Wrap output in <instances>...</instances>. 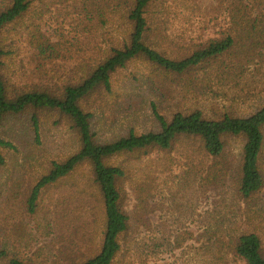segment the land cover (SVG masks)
<instances>
[{
    "label": "trees",
    "instance_id": "trees-1",
    "mask_svg": "<svg viewBox=\"0 0 264 264\" xmlns=\"http://www.w3.org/2000/svg\"><path fill=\"white\" fill-rule=\"evenodd\" d=\"M49 10L46 0H0V174L11 157L37 167L23 201L38 226L51 209H44L46 196L54 192L62 191L79 206L93 203V232L72 248L63 246L65 259L125 264L127 252L126 264H152L157 255L183 248L181 233H163L157 244L153 235L140 242L131 235L150 226L149 198L160 179L152 158L158 154L163 171L181 165L190 186L201 177L204 192L232 173V186L222 192L225 209L213 213L202 233L186 232L194 243L185 247L195 251L182 252L181 264H225L231 257L264 264V86L250 81L256 52L245 50L257 44L243 36L257 28L256 40L263 42L255 9L236 0L233 24L223 36L196 42L192 34L166 37L169 6L162 0H85L95 43L77 55L62 51L61 43L43 33L41 21ZM62 42H68L65 34ZM24 43L33 49L27 57ZM169 80L176 87L166 90ZM214 85L218 106L209 107ZM166 91L177 98V110L164 107ZM101 96L139 97L141 108L120 128L106 130L92 105ZM136 171L145 181L137 187L140 203L130 214L126 183ZM73 211L55 212V227ZM0 264L33 262L6 243L0 246Z\"/></svg>",
    "mask_w": 264,
    "mask_h": 264
},
{
    "label": "rangeland",
    "instance_id": "rangeland-1",
    "mask_svg": "<svg viewBox=\"0 0 264 264\" xmlns=\"http://www.w3.org/2000/svg\"><path fill=\"white\" fill-rule=\"evenodd\" d=\"M46 1L50 10L42 18V30L55 44L61 43L62 51L77 55L80 48L85 50V45L91 46L92 43H95L91 37L90 23L92 22L88 21V17L84 15L85 0ZM162 1L163 5L167 3L169 6V10L166 11L170 17L167 38H171L173 34H177L181 38H184L185 34L187 36L192 34L196 42H203L223 36V33L233 24L231 12L233 11L232 5L236 0H184L182 3L177 0ZM258 2L261 0H245L248 7L255 9L254 17H259V27L264 28V2L261 4ZM251 4H256V6L253 7ZM256 31L257 28L251 30L250 33L243 32L245 39L257 44L245 51L250 55L256 52L249 66L250 71H252L250 81L264 86V39L261 44H258ZM63 34L68 38L67 43L62 42ZM97 42L102 45L100 39ZM175 47L177 46L168 48L174 54H179L180 52ZM22 48L26 57L30 50H33L32 47H27L25 43ZM175 87V80H169L166 83V90ZM217 89V85L209 89L210 93L207 96L210 99L206 102L209 107L218 106V100L213 95ZM177 102V98L173 99V94L169 92L165 94L164 107L166 110L167 108L177 110ZM188 104L187 106H190L191 102ZM92 105L97 110V117L100 116L105 124V129L111 130L118 129L128 122L133 110L136 112L140 110L141 99L139 97L123 99L116 96H109L108 98L101 96L100 98H93ZM47 140L51 145L54 144L49 138ZM171 155L179 157L177 152ZM232 158L233 156H231V160ZM152 160L155 164L152 169L157 171L160 179L156 182L157 184L153 185V193L149 198V202L153 206L148 216L150 226L148 228L138 227L133 230L131 235L134 236V242L136 240L140 242L139 240L145 235H153L157 244L158 238H161L163 233H181L183 235V248L176 249L172 254L157 255L156 260L151 259L152 264H181V257L179 258V256L182 252L186 250L188 253L195 251L185 247L186 244L194 243L193 240L187 238L186 232H192L194 235L202 233L210 217L220 212L221 207L225 209L222 192H228L232 186V173L226 174L218 182L215 189L204 192L202 188L201 190L199 188V183L202 181L200 176L197 182L191 181L192 186H190L186 179L187 174L181 165H173L172 169L163 171L160 167L161 156L155 154ZM8 162L0 174L1 181H3L0 195V239L8 240L6 243L11 250L17 251L22 257L31 260L33 264L41 262L43 264H72L65 259L60 250H64L63 246L74 247L76 243H80L83 237L89 236L93 232L92 223L96 220L93 203L79 206L78 202L65 200V194L62 191L54 192L51 198L46 196L44 209L49 207L51 209L48 214L44 212L46 220L41 218V225L38 226V219L28 215L23 201V194L29 189L38 169L34 165L24 167L14 157L9 158ZM138 164L144 165L145 163L139 161ZM133 172V180L126 183L125 207L130 214H133L136 206L140 203L137 187L145 181L142 173L136 171L133 174ZM68 208H72L74 211L67 213L64 222H59L55 227L56 219H58L55 212L64 214ZM226 209H228L227 212L230 211V208ZM238 209L239 207L235 206V213L238 212ZM44 213L43 216H45ZM6 224L8 228H2ZM54 227L55 229L59 228V233L55 232ZM60 234L64 236L63 239L59 237ZM6 243L0 242V246ZM136 252L132 254V260L135 261ZM124 256L125 264L131 261L127 252ZM225 264H245V261L231 257Z\"/></svg>",
    "mask_w": 264,
    "mask_h": 264
}]
</instances>
